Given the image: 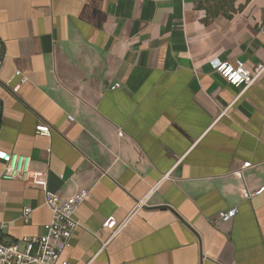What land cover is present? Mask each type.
I'll return each instance as SVG.
<instances>
[{
	"label": "crops",
	"instance_id": "crops-1",
	"mask_svg": "<svg viewBox=\"0 0 264 264\" xmlns=\"http://www.w3.org/2000/svg\"><path fill=\"white\" fill-rule=\"evenodd\" d=\"M213 59L264 65V0H0V150L91 192L62 261L264 264V193L243 198L264 187V75L234 89ZM4 170L0 242L25 251L52 213Z\"/></svg>",
	"mask_w": 264,
	"mask_h": 264
},
{
	"label": "built area",
	"instance_id": "built-area-1",
	"mask_svg": "<svg viewBox=\"0 0 264 264\" xmlns=\"http://www.w3.org/2000/svg\"><path fill=\"white\" fill-rule=\"evenodd\" d=\"M213 73L219 75L229 86L234 89L246 90L252 87L258 79L264 75V65H258L249 68L243 61L236 60L234 63L213 59L211 62ZM21 76L16 72V77ZM27 81L22 79L21 84L11 85V81L5 83L6 87L17 94L22 84ZM119 88L115 85L112 89ZM73 122V117H68ZM51 127L48 125H38L36 133L38 135L49 137ZM122 136V133H120ZM0 161L5 164V170L1 176L4 180H21L27 185L40 188L45 196V204L52 213L51 221L45 225V234L36 238H24L26 244L25 251L19 249L16 244H4L0 242V264H71L62 261V255L65 251L72 248L75 238V231L79 227L75 213L78 207L91 198V192L81 190L70 198L62 199L57 193L48 188L46 176H42L31 169V159L20 155H11L0 150ZM252 168L251 162L244 163L241 170L236 174L242 177L243 171ZM264 193V187L255 191L243 192V198L246 200L258 197ZM143 206L138 203V207ZM32 210L25 208L22 213V221L25 224L30 223ZM238 214V209L234 208L222 214L220 222L227 224ZM123 227L118 224L114 217L107 219L103 228L108 229L113 235L117 234Z\"/></svg>",
	"mask_w": 264,
	"mask_h": 264
}]
</instances>
